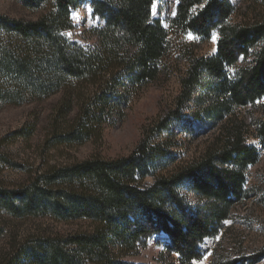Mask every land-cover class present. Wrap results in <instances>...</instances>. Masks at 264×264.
<instances>
[{"label": "trees", "instance_id": "16d2710c", "mask_svg": "<svg viewBox=\"0 0 264 264\" xmlns=\"http://www.w3.org/2000/svg\"><path fill=\"white\" fill-rule=\"evenodd\" d=\"M19 1L46 10L34 20L0 14V102L22 105L59 94L46 146L99 138L141 89L170 72L179 73L181 87L173 108L129 155L53 165L15 187L0 185L6 215L84 223L76 232L14 242L0 264H136L125 258L161 233L181 264L202 259L200 245L217 237L249 198L246 169L260 159L249 136L264 147V114L251 129L241 112L264 98V15L246 11L236 19L235 0H178L171 35L153 17L156 0H89L101 23L91 29L97 44L83 46L63 31L74 27L71 13L86 0ZM214 31L217 53L210 57L185 40L187 33L209 38ZM194 96L200 108L190 119L185 106ZM197 121L218 126V133L185 160L172 150V136L178 125L197 134ZM163 129L168 139L153 141ZM216 254L211 264L264 260V249ZM154 264L176 263L162 254Z\"/></svg>", "mask_w": 264, "mask_h": 264}, {"label": "rangeland", "instance_id": "374dc122", "mask_svg": "<svg viewBox=\"0 0 264 264\" xmlns=\"http://www.w3.org/2000/svg\"><path fill=\"white\" fill-rule=\"evenodd\" d=\"M234 2L237 5L236 19H240L246 11H250V15H264V0ZM177 4L178 0H156L152 8L153 17L160 19L171 35L175 32L171 20L175 16ZM45 10L46 7L29 8L19 0H0V14L10 18L34 20ZM71 17L74 27L63 31L64 36L83 46L96 45L97 36L91 29L101 22L93 14L90 1H84L79 8L73 10ZM190 34L193 39L189 38ZM213 36L216 37L215 41ZM218 38L217 31L209 38L193 33L185 35L186 42L194 47L196 53L207 57L217 53ZM236 69L237 66L231 71L234 73ZM179 76L178 72H170L162 80L141 89L124 109L123 115H116L114 122L104 127L99 138L80 145L60 144L48 147L45 144L55 130L53 112L60 98L59 94L22 105L0 102V185L15 187L53 165L72 164L94 156L114 159L129 155L152 125L173 108V102L181 87ZM199 103L200 99L194 96L186 104L187 118L192 119L193 111L200 108ZM241 112L247 123L251 124V129H255L254 121L264 114V98ZM205 123L195 122L198 130L195 135H190L187 131L181 132L180 125L175 127L176 133L172 136V142L176 144L172 150L180 153L185 160L204 150L218 133V126L206 121ZM32 126H35V130L29 137L17 134L20 129L30 131ZM167 139L168 135L163 129L160 134L154 135L153 141ZM248 142L258 149L260 155L259 161L246 169L249 198L236 209V217L225 222L226 227L217 237L207 238L200 245L204 252L203 258L193 260L190 264H211L217 256L216 253L221 251L239 250L248 255L254 250L264 249V147L254 135L249 136ZM146 182L152 183L153 178L148 177ZM83 225L82 222L66 223L50 217H13L0 212V257L14 242L26 237L76 232ZM168 241L166 234L156 235L138 255L128 256L125 260L136 264H154L163 254L165 258L181 264L179 255L166 251ZM260 264H264V260Z\"/></svg>", "mask_w": 264, "mask_h": 264}, {"label": "snow or ice", "instance_id": "6c2138e0", "mask_svg": "<svg viewBox=\"0 0 264 264\" xmlns=\"http://www.w3.org/2000/svg\"><path fill=\"white\" fill-rule=\"evenodd\" d=\"M189 38H190V39H193L194 37H192L191 34H190V35H189ZM213 40H214V41L216 40V37H215V36H213Z\"/></svg>", "mask_w": 264, "mask_h": 264}]
</instances>
